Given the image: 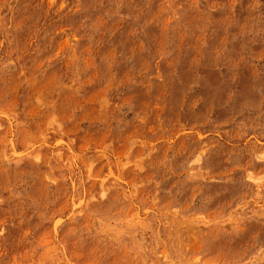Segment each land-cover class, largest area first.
Here are the masks:
<instances>
[{
  "label": "rangeland",
  "instance_id": "rangeland-1",
  "mask_svg": "<svg viewBox=\"0 0 264 264\" xmlns=\"http://www.w3.org/2000/svg\"><path fill=\"white\" fill-rule=\"evenodd\" d=\"M0 264H264V0H0Z\"/></svg>",
  "mask_w": 264,
  "mask_h": 264
}]
</instances>
